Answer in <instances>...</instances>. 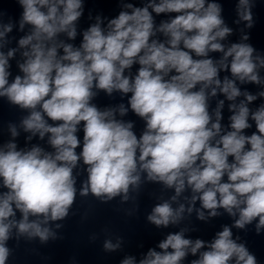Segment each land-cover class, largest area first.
Returning a JSON list of instances; mask_svg holds the SVG:
<instances>
[{
	"label": "clouds",
	"instance_id": "9594fccd",
	"mask_svg": "<svg viewBox=\"0 0 264 264\" xmlns=\"http://www.w3.org/2000/svg\"><path fill=\"white\" fill-rule=\"evenodd\" d=\"M16 3L22 9L19 30L29 26L18 41L22 75L9 79V60L18 49L0 51V97L27 110L19 128L30 133L29 141L47 136L52 151L39 145L18 149V127L8 125L13 140L0 146V187L6 189L0 192V264H7L12 252L7 242L13 236L38 238L42 244L57 238L51 222L69 215L78 192L74 170L81 161L87 166L81 197L91 194L101 202L120 197L126 202L147 182L174 190L147 216L157 228L179 224L186 212L195 211L203 221L223 209L235 218L237 229L254 221L257 233L264 229V104L254 111L249 107L264 91L254 95L237 86L264 85V56L246 42L248 35L239 43H222L233 30L219 3H123V10L106 25L96 16L79 46L61 36L76 39L84 0ZM253 7V0H238L236 23L244 21L252 28ZM153 13L174 15L157 24ZM7 15L0 10V49L16 27L10 16L4 21ZM210 53L221 56L213 59ZM134 65L139 67L132 75ZM222 71H230L231 78L221 79ZM100 91L130 94L128 105L101 109L92 102ZM218 94L231 102L227 128L221 123L225 101L209 110V100ZM239 97L243 99L237 103ZM129 109L145 122L139 136L133 122L122 119ZM250 120L256 131L248 135ZM182 196L187 206L179 202ZM197 201L200 208H195ZM186 231L168 234L158 244L161 251L149 249L139 264H181L189 254H199L191 264H257L245 244L233 239L229 226L211 242L186 238ZM121 243L120 238L116 243L106 239L103 248L116 251ZM121 264L136 260L128 256Z\"/></svg>",
	"mask_w": 264,
	"mask_h": 264
}]
</instances>
